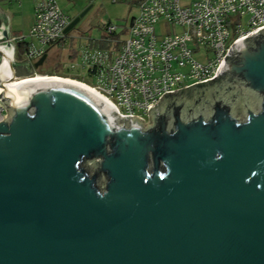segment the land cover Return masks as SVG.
I'll return each mask as SVG.
<instances>
[{
	"label": "water",
	"instance_id": "1",
	"mask_svg": "<svg viewBox=\"0 0 264 264\" xmlns=\"http://www.w3.org/2000/svg\"><path fill=\"white\" fill-rule=\"evenodd\" d=\"M15 47L0 10V264H264V27L147 124L81 83L8 84L50 53Z\"/></svg>",
	"mask_w": 264,
	"mask_h": 264
},
{
	"label": "built area",
	"instance_id": "2",
	"mask_svg": "<svg viewBox=\"0 0 264 264\" xmlns=\"http://www.w3.org/2000/svg\"><path fill=\"white\" fill-rule=\"evenodd\" d=\"M138 1V14L125 26L104 25L103 41L116 43V48L80 41L69 68L82 69L88 83L59 77L85 84L112 103L121 117L136 116L145 124L150 121L148 110L165 94L214 79L232 46L264 27V0ZM71 21L57 0H36L30 31L12 39L15 59L33 65L65 40ZM160 25L164 28L158 33ZM118 35L124 38L118 40ZM34 76L36 71L28 78ZM7 116L0 101V123Z\"/></svg>",
	"mask_w": 264,
	"mask_h": 264
},
{
	"label": "rangeland",
	"instance_id": "3",
	"mask_svg": "<svg viewBox=\"0 0 264 264\" xmlns=\"http://www.w3.org/2000/svg\"><path fill=\"white\" fill-rule=\"evenodd\" d=\"M8 1H10L12 8L21 10V13L26 12L19 8L22 3ZM133 1L136 0H57L63 12L71 20L82 14L85 15L76 29L71 31L61 44L50 50L49 58L41 68L43 70L37 73L38 77L46 76L44 73H48L56 74L57 77L64 76L88 83L89 80L82 69L72 70L69 68L72 54L78 50L82 38L98 40L99 46L105 49L113 50L116 48V43L103 41L105 39L104 25L113 24L120 28L125 26L131 18L138 14V7ZM162 28L164 26H158L157 32H161ZM116 38L122 40L124 37L118 35ZM196 58L202 61L203 55H198ZM26 77L28 78V76Z\"/></svg>",
	"mask_w": 264,
	"mask_h": 264
},
{
	"label": "crops",
	"instance_id": "4",
	"mask_svg": "<svg viewBox=\"0 0 264 264\" xmlns=\"http://www.w3.org/2000/svg\"><path fill=\"white\" fill-rule=\"evenodd\" d=\"M195 1L186 0L183 1L185 4H190ZM8 0H0V10L4 13L10 14V33L11 38H16L21 35H27L30 31L33 23H34V6L36 0H23L21 8L26 11L25 13H21V10H17L16 8H12V5ZM93 41L98 42V40Z\"/></svg>",
	"mask_w": 264,
	"mask_h": 264
},
{
	"label": "bare ground",
	"instance_id": "5",
	"mask_svg": "<svg viewBox=\"0 0 264 264\" xmlns=\"http://www.w3.org/2000/svg\"><path fill=\"white\" fill-rule=\"evenodd\" d=\"M49 78H58V79H64V78H61V77H57V76H43V77H38V75L35 77H30V78H22V79H18V80H14V81H11L10 83H8V84H13V83H17V82H21V81H25V80H29V79H49ZM8 79H9V77H8ZM8 79H7V81H8ZM66 80H70V81H74V80H72V79H66ZM74 82H77V83H80V82H78V81H74ZM82 84V83H81ZM83 85H85V84H83ZM86 86V85H85ZM88 87V86H87Z\"/></svg>",
	"mask_w": 264,
	"mask_h": 264
},
{
	"label": "trees",
	"instance_id": "6",
	"mask_svg": "<svg viewBox=\"0 0 264 264\" xmlns=\"http://www.w3.org/2000/svg\"><path fill=\"white\" fill-rule=\"evenodd\" d=\"M133 2H134V4H137L139 1L136 0ZM74 57H75V54H73L71 58L73 59ZM39 71L41 72V69L36 71V72L38 73ZM30 74H31V72H29L28 69L22 68L20 77H26V76H29ZM49 75L55 76L56 74H49Z\"/></svg>",
	"mask_w": 264,
	"mask_h": 264
},
{
	"label": "flooded vegetation",
	"instance_id": "7",
	"mask_svg": "<svg viewBox=\"0 0 264 264\" xmlns=\"http://www.w3.org/2000/svg\"><path fill=\"white\" fill-rule=\"evenodd\" d=\"M21 66H22V68H25V69H26V68H27V69L29 68L28 65H26V64H22ZM41 70H43V69H41ZM43 72H44V71H43ZM46 72H47V71H46Z\"/></svg>",
	"mask_w": 264,
	"mask_h": 264
}]
</instances>
